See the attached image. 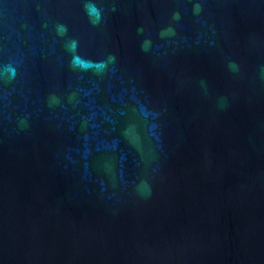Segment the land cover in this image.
<instances>
[{
  "label": "water",
  "instance_id": "95a60500",
  "mask_svg": "<svg viewBox=\"0 0 264 264\" xmlns=\"http://www.w3.org/2000/svg\"><path fill=\"white\" fill-rule=\"evenodd\" d=\"M0 264H264V0H0Z\"/></svg>",
  "mask_w": 264,
  "mask_h": 264
}]
</instances>
